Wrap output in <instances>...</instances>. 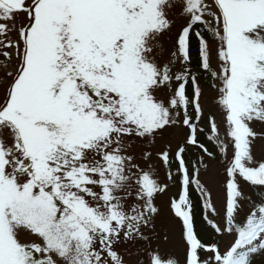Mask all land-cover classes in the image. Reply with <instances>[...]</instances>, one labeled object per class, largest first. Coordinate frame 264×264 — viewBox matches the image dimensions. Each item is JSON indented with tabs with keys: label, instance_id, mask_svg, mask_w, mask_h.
I'll return each instance as SVG.
<instances>
[{
	"label": "snow or ice",
	"instance_id": "1",
	"mask_svg": "<svg viewBox=\"0 0 264 264\" xmlns=\"http://www.w3.org/2000/svg\"><path fill=\"white\" fill-rule=\"evenodd\" d=\"M0 264H264V0H0Z\"/></svg>",
	"mask_w": 264,
	"mask_h": 264
},
{
	"label": "rangeland",
	"instance_id": "2",
	"mask_svg": "<svg viewBox=\"0 0 264 264\" xmlns=\"http://www.w3.org/2000/svg\"><path fill=\"white\" fill-rule=\"evenodd\" d=\"M173 191H176V189H173ZM175 239H176L177 241H178V239H179L178 231H177V233H176ZM176 250H177V252H181V251H182L179 247H178Z\"/></svg>",
	"mask_w": 264,
	"mask_h": 264
},
{
	"label": "trees",
	"instance_id": "3",
	"mask_svg": "<svg viewBox=\"0 0 264 264\" xmlns=\"http://www.w3.org/2000/svg\"><path fill=\"white\" fill-rule=\"evenodd\" d=\"M200 227H201V225H200L199 220H198V222H197V228H198V230L200 229Z\"/></svg>",
	"mask_w": 264,
	"mask_h": 264
}]
</instances>
